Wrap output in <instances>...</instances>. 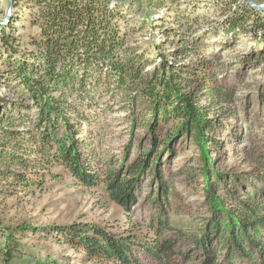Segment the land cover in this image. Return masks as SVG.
Masks as SVG:
<instances>
[{"label": "rangeland", "instance_id": "374dc122", "mask_svg": "<svg viewBox=\"0 0 264 264\" xmlns=\"http://www.w3.org/2000/svg\"><path fill=\"white\" fill-rule=\"evenodd\" d=\"M26 1L17 0L19 5L16 7L14 4L8 17V0H0V23L9 25L7 31L13 39L11 42L21 45L22 50L29 48L32 38L39 34L29 17ZM109 1L111 5L118 3L126 12L128 24L123 28L125 49L145 55L144 61L148 63L144 70L146 74L163 62H187L190 66L199 65L202 61L209 63L208 75L217 81L219 86H215L216 89L229 92V101L202 90L197 84L180 82L193 96L194 104L205 108L214 122L210 134L218 141L219 149L215 150L216 146L211 145L208 151L203 152L194 144L193 133L190 132L170 144L166 143L174 127L173 121L156 120L157 130L149 129L146 119H153L148 111L151 107L136 100L143 88L140 81L131 92L123 90L117 94H106L101 102L105 105L104 110L97 109L95 102L92 106H79L68 97L64 100L65 105L73 106L70 117H74L70 122L87 131L83 137L90 140L91 149L100 160L115 157L120 164H129L153 150L155 133L159 143L163 142L157 147L162 176L167 182H172L189 203V207L179 212L172 210L168 214L170 221H179L177 217H195V222H190L194 225L208 217L203 207L202 185L205 180L202 175L196 195L189 194L182 183L185 173L195 174L204 162L209 161L214 170L224 175V180L228 181L225 184L227 188L238 191L241 200L246 199L245 193L252 191L251 185L261 187L253 175L260 169L254 156L264 152V41H257L251 35L228 37L222 26L239 6H249L247 2ZM252 1L264 4V0ZM259 13L264 16V12ZM187 15L192 16L193 22L191 27L183 29L178 19ZM179 32L185 39L184 44L176 35ZM0 47V152L22 157L31 165L25 167L11 163V160L0 162V264H98L88 261L77 248L60 244L48 228L96 224L118 235L147 237V220L152 209H148L144 200L150 192L148 187L152 185V178L138 177L142 182L141 193L128 213L111 200L104 185L86 188L78 184L64 167L46 164L42 153L46 150L36 143L39 138L34 125L38 119V108L35 101L23 96L13 70L8 66V63H13L15 53L9 55L1 40ZM126 97H133L134 105ZM83 111L89 119L80 116ZM79 121L81 125H78ZM76 138L82 139V135ZM11 171L21 175L28 173L30 179H37L39 186L23 185ZM232 178L240 184L230 182ZM157 183V179L153 180L154 187ZM180 240L188 245L185 239L180 237Z\"/></svg>", "mask_w": 264, "mask_h": 264}, {"label": "trees", "instance_id": "16d2710c", "mask_svg": "<svg viewBox=\"0 0 264 264\" xmlns=\"http://www.w3.org/2000/svg\"><path fill=\"white\" fill-rule=\"evenodd\" d=\"M234 3L237 5V1ZM14 4L19 5L17 0ZM26 5L38 36L32 38L29 48L22 50L21 45L11 42L8 25L0 26V40L9 55L15 53L13 63L8 66L23 96L35 101L38 108L34 125L39 138L36 143L46 150L42 152L46 164L64 167L86 188L104 185L111 200L128 213L141 193L142 182L138 177L152 178L150 192L144 200L148 209H152L147 220V237L118 235L100 225L87 224L48 228L56 240L77 248L88 261L98 264H264V152L254 156L260 169L253 177L261 187L251 185L252 191L245 193L244 200L238 197V191L227 188L228 181L209 161L195 174L185 173L182 183L189 194L199 192L200 175L205 180L203 207L208 217L194 225L190 222H195V217L170 221L168 214L172 210L179 212L189 207V203L162 176L157 147L163 142L159 143L156 134L153 133L154 149L129 164H120L115 157L100 160L91 149L90 140L83 137L87 131L70 122L74 118L70 117L73 106L65 105L64 100L71 97L79 106H92L95 102L97 109L104 110L101 102L106 94L131 92L140 81L143 88L136 100L151 107L148 111L153 119H146L149 129L157 130L156 120L173 121L166 143L190 132L194 144L203 152L211 145L217 150L219 143L210 134L214 122L205 108L194 104L193 96L181 85V82L197 84L202 90L229 101V92L216 89L217 81L208 75L209 63L202 61L190 66L187 62H163L146 74L145 55L125 49L126 12L118 3L111 5L109 0H27ZM178 20L183 29L191 27L193 22L191 15L180 16ZM222 29L228 37L251 35L257 41H264V16L247 5L239 6ZM176 35L184 44L182 34ZM19 54L21 57H17ZM126 100L134 105L133 97ZM80 116L89 119L85 111ZM79 135L82 139L76 138ZM5 155L0 152L1 163L11 160L31 166L22 157ZM11 174L23 185L39 186L37 179H30L28 173L11 171ZM229 181L240 184L236 178ZM197 224L200 226L196 227ZM180 237L188 245L181 243Z\"/></svg>", "mask_w": 264, "mask_h": 264}, {"label": "water", "instance_id": "95a60500", "mask_svg": "<svg viewBox=\"0 0 264 264\" xmlns=\"http://www.w3.org/2000/svg\"><path fill=\"white\" fill-rule=\"evenodd\" d=\"M249 7L257 12H264V4H256L252 0H245ZM9 9H8V17L11 16L12 10L14 7V0H8ZM4 23H0V26H2Z\"/></svg>", "mask_w": 264, "mask_h": 264}]
</instances>
